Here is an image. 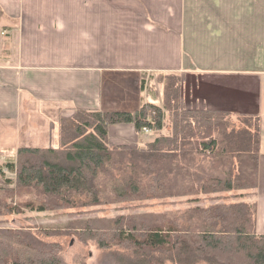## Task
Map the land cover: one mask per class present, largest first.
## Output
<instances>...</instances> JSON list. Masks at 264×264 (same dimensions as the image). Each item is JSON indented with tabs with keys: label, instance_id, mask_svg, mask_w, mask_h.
<instances>
[{
	"label": "crops",
	"instance_id": "1",
	"mask_svg": "<svg viewBox=\"0 0 264 264\" xmlns=\"http://www.w3.org/2000/svg\"><path fill=\"white\" fill-rule=\"evenodd\" d=\"M169 76L185 107L253 119L256 186L244 201L264 234V0H0V154L59 148L78 110L163 104ZM143 132L112 124L108 144L158 134Z\"/></svg>",
	"mask_w": 264,
	"mask_h": 264
},
{
	"label": "trees",
	"instance_id": "2",
	"mask_svg": "<svg viewBox=\"0 0 264 264\" xmlns=\"http://www.w3.org/2000/svg\"><path fill=\"white\" fill-rule=\"evenodd\" d=\"M170 77L175 82L167 83V96L179 85ZM165 100L169 106L170 98ZM164 109L148 102L134 112L78 110L62 120L59 148L19 147L14 160L0 165V216L22 207L85 210L199 193H232L238 201L192 208L170 219L88 217L69 222L62 230L67 233L46 230L44 239L27 228L0 227V264H66L60 243L46 239L53 234H74L103 249L125 248L140 254L141 264H264L256 207L244 201L245 191L256 186L257 128L251 130L247 119L237 126L221 111L184 109L172 113L170 131L163 134ZM124 123L138 133L146 128L158 134L139 147L109 145V126ZM23 190H32L34 198L19 206L15 200Z\"/></svg>",
	"mask_w": 264,
	"mask_h": 264
},
{
	"label": "rangeland",
	"instance_id": "3",
	"mask_svg": "<svg viewBox=\"0 0 264 264\" xmlns=\"http://www.w3.org/2000/svg\"><path fill=\"white\" fill-rule=\"evenodd\" d=\"M4 48H6L4 46ZM14 59V55H10ZM175 82L170 76L165 77L163 80L164 92L163 104L159 103L158 105H166L167 109L165 111V121H164V131L169 132L170 126L168 120L174 111H181L184 109H199L195 107H185L183 92L179 86L174 87L170 91L169 96H167L166 85L167 83ZM169 91V90H168ZM166 98H170L169 106L167 104ZM247 119V123L251 127V130L254 129L253 119L249 118H233L237 126H240V122ZM232 120V121H233ZM166 130V131H165ZM162 131V130H161ZM144 134L147 133L151 135L153 131H144ZM155 133V132H154ZM153 133V134H154ZM121 144V143H120ZM118 144V145H120ZM129 145V144H126ZM130 147H139L137 145H130ZM17 151V150H16ZM16 151L13 153H3L0 154V165L4 164L9 160H14L16 157ZM205 165L209 166V163ZM5 171V176L14 177V174ZM20 196L16 198L15 202L19 204L24 203L29 199L34 198L33 191L30 192L23 190L20 192ZM232 194V193H231ZM231 194L223 192L220 194H194L190 196H181V197H166V198H153L148 200H130L125 202H115L107 203L99 206H94L93 208H86L82 210L80 208H72L69 210H48V211H35L29 210L27 208L22 209L21 212L17 214H11L6 216H0V227L7 228H27L35 232L36 234L41 235V238L44 239L46 230H60L62 233H67L63 229L69 222L76 220L87 219L88 217H106L114 218L119 215L129 216V215H139L141 214H150L148 216L153 220L160 218L161 215H166V219H170L175 216V214L185 213L188 210L196 207L206 208L214 204H224L238 201V197H232ZM178 214V215H179ZM153 216V217H152ZM159 220V219H158ZM51 231V232H52ZM44 232V234H43ZM43 234V236H42ZM52 234V233H51ZM258 234V233H257ZM49 235L46 239L50 242L60 243L61 247V256L66 264H141L139 263L138 256L140 254H133L130 251H127L125 248L113 247L111 249L100 248L96 241L87 240L82 241L74 234H62L58 236ZM150 262L149 264H158ZM162 264H173L169 261H165Z\"/></svg>",
	"mask_w": 264,
	"mask_h": 264
},
{
	"label": "built area",
	"instance_id": "4",
	"mask_svg": "<svg viewBox=\"0 0 264 264\" xmlns=\"http://www.w3.org/2000/svg\"><path fill=\"white\" fill-rule=\"evenodd\" d=\"M146 130H148V129H146V128H143V131H146ZM149 131V130H148Z\"/></svg>",
	"mask_w": 264,
	"mask_h": 264
}]
</instances>
